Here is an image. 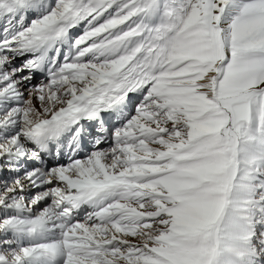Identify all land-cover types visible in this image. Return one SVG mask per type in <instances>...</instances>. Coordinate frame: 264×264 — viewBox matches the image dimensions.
<instances>
[{
    "label": "snow or ice",
    "instance_id": "1",
    "mask_svg": "<svg viewBox=\"0 0 264 264\" xmlns=\"http://www.w3.org/2000/svg\"><path fill=\"white\" fill-rule=\"evenodd\" d=\"M0 264H264V0H0Z\"/></svg>",
    "mask_w": 264,
    "mask_h": 264
}]
</instances>
